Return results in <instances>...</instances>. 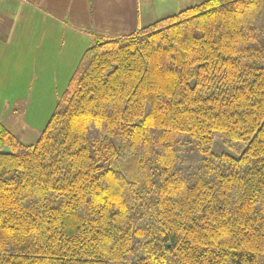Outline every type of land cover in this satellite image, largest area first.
<instances>
[{"label":"trees","instance_id":"1","mask_svg":"<svg viewBox=\"0 0 264 264\" xmlns=\"http://www.w3.org/2000/svg\"><path fill=\"white\" fill-rule=\"evenodd\" d=\"M128 258L264 264V0L97 42L35 144L0 122V264Z\"/></svg>","mask_w":264,"mask_h":264},{"label":"crops","instance_id":"2","mask_svg":"<svg viewBox=\"0 0 264 264\" xmlns=\"http://www.w3.org/2000/svg\"><path fill=\"white\" fill-rule=\"evenodd\" d=\"M177 1L189 0H0V122L20 141L39 138L95 29L108 39L138 33Z\"/></svg>","mask_w":264,"mask_h":264},{"label":"rangeland","instance_id":"3","mask_svg":"<svg viewBox=\"0 0 264 264\" xmlns=\"http://www.w3.org/2000/svg\"><path fill=\"white\" fill-rule=\"evenodd\" d=\"M206 1H208V0H189V1H187V3H185V2L183 3V1H181L182 3H180L179 1H177V2H174L171 6L167 5V7H169V8L166 11V13H169V14H171V16H173V15H176L179 12H182V11L187 10L189 8H192V7H195V6H199V5L203 4V3H205ZM178 9H179V11H178ZM118 12H121L119 7H118ZM102 15H105V13H102ZM167 17H170V16H167ZM167 17H165V18H167ZM103 20L104 19L102 17V22H103ZM97 32H98L97 29H95V31L91 34V35H93V37L90 38V40H88L89 42L86 43V46H88L86 48H88V49L92 48L93 46H95L97 44V42H99L101 40H104V41L105 40H110V39H108V37H100L99 38V36L97 35ZM100 36H104V35L101 34ZM88 49H86V51ZM37 136L38 135H37L36 132L28 133L26 136H24L25 137L24 139H21V142L23 144H26V145L35 144L38 141V137ZM213 152L218 154V155L227 154V155L236 157V155L231 150H229L228 148H226L225 146H223L220 143H216L214 145ZM130 263H131V259L128 258V261L126 262V264H130Z\"/></svg>","mask_w":264,"mask_h":264}]
</instances>
